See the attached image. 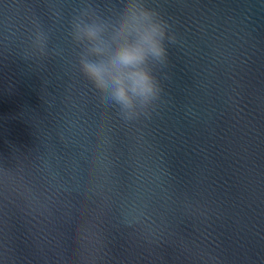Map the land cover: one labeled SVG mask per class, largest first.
<instances>
[{
    "label": "water",
    "instance_id": "water-1",
    "mask_svg": "<svg viewBox=\"0 0 264 264\" xmlns=\"http://www.w3.org/2000/svg\"><path fill=\"white\" fill-rule=\"evenodd\" d=\"M132 2L166 62L128 118L77 28ZM0 264H264V0H0Z\"/></svg>",
    "mask_w": 264,
    "mask_h": 264
},
{
    "label": "clouds",
    "instance_id": "clouds-1",
    "mask_svg": "<svg viewBox=\"0 0 264 264\" xmlns=\"http://www.w3.org/2000/svg\"><path fill=\"white\" fill-rule=\"evenodd\" d=\"M166 25L156 14L137 2L126 6L107 44L99 42V26L77 28V38L92 44L90 53L103 59L81 61L84 75L94 87L108 97L130 118L137 107L146 108L160 92L148 67L150 62H166Z\"/></svg>",
    "mask_w": 264,
    "mask_h": 264
}]
</instances>
